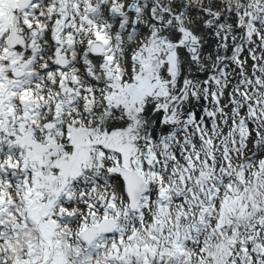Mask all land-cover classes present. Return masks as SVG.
Listing matches in <instances>:
<instances>
[{
	"label": "snow or ice",
	"instance_id": "snow-or-ice-1",
	"mask_svg": "<svg viewBox=\"0 0 264 264\" xmlns=\"http://www.w3.org/2000/svg\"><path fill=\"white\" fill-rule=\"evenodd\" d=\"M0 264H264V0H0Z\"/></svg>",
	"mask_w": 264,
	"mask_h": 264
}]
</instances>
